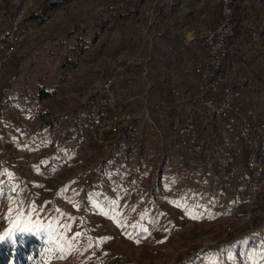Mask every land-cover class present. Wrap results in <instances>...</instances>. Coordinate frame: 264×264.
<instances>
[{
  "label": "rangeland",
  "instance_id": "1",
  "mask_svg": "<svg viewBox=\"0 0 264 264\" xmlns=\"http://www.w3.org/2000/svg\"><path fill=\"white\" fill-rule=\"evenodd\" d=\"M98 1L74 0L66 8H56L39 24L30 21L19 48L12 53L24 58L8 73L3 74L7 63L0 71V117H6L14 106L26 107L31 115L29 123H37V128L45 131L40 126L43 124L40 117L51 111L59 124L45 131L47 138L34 147V163L51 160L53 164L58 161L65 165L62 178L54 180L51 188L44 181L30 193L23 191L24 176L15 174L9 164L4 167L0 176V234L11 230L9 240L14 242L15 238L22 239L23 232L36 233L42 244L33 264H257L264 257V231L233 239L247 225L242 218L228 215L227 195L219 182L184 165L177 154L164 156L153 128L157 125L162 132L169 133L167 127L163 128L167 122L151 116L153 123L143 119L141 112L147 105L150 81L147 61L155 28L162 21L156 7L165 0H148L142 5L139 12L142 20L132 30L131 41L120 50L114 53L107 50L101 59L87 56L86 61L80 60L74 68L58 66L64 52L57 35L60 24L68 13L77 14L80 8ZM210 2L211 9L195 14L182 26L184 37L190 38L193 33L195 37L206 24L216 23L221 0ZM234 16L255 32L246 43L234 29L231 39L236 53L225 63V73L227 65L229 76L255 79V87L263 82L260 93L264 95V80L256 79L258 75L264 76V60L260 55L254 59L251 53L256 50L252 39L256 40V31L261 30L264 14L256 15L249 6L240 13L234 10ZM113 37L119 39L117 30L113 31ZM259 39L264 41L263 37ZM234 61L238 65L233 68ZM93 65L100 71L88 69ZM85 69L88 76L84 79L78 74ZM108 72L111 76H107L113 77L109 94L113 103H118L117 107L112 106L126 112L129 121L122 128L124 133L127 127L135 132L134 145L126 152L114 137L104 143L90 140L85 146L77 142L63 145L59 138L62 129L68 125L72 132L69 139L76 141V130L83 118L95 113L84 101L94 94L96 103ZM195 72L180 73L181 82H185L184 78L188 82L196 79ZM40 87L51 90V94L38 97ZM251 98L258 101L256 109L262 107V97L256 100L253 94ZM137 142H142L141 151ZM156 180L159 195H153L152 191ZM63 181V189H57ZM67 186L76 193L67 192ZM90 187L100 191L101 197L88 195Z\"/></svg>",
  "mask_w": 264,
  "mask_h": 264
},
{
  "label": "built area",
  "instance_id": "2",
  "mask_svg": "<svg viewBox=\"0 0 264 264\" xmlns=\"http://www.w3.org/2000/svg\"><path fill=\"white\" fill-rule=\"evenodd\" d=\"M32 0H20L11 18L4 47L0 52V71L19 48L28 27L20 23L24 12ZM234 0H221L215 24L210 22L200 31L203 58L194 69L196 79L191 92L173 86L170 97L175 108L171 117V128L176 131L181 149L176 153L184 165L194 167L203 177L216 178L227 195V213L234 218H242L247 228L237 233L233 239L262 233L264 231V113L250 106L241 96L236 84L226 81L224 64L235 50L231 36L236 26ZM194 33L184 37L192 41ZM113 77L102 84V92L91 105V113L83 122L76 141L60 132L63 145L76 143L85 146L88 141L104 143L105 131L116 139L125 125L127 114L113 108V99L108 86ZM111 106V111L106 108ZM12 107L6 117H0V176L4 167L9 166L15 174L24 176L23 191L31 192L46 180H58L63 176L65 165L61 162L40 160L34 163L35 146L47 138L45 131L37 128V123H29L31 115L26 107ZM0 107V113H1ZM15 109V111H13ZM143 119L153 123L147 108L142 107ZM197 115L204 118L217 117L224 121L214 138L209 142L200 136ZM124 121L121 125L120 122ZM123 123V122H122ZM153 132L159 147L165 138L160 127ZM134 131L127 127L125 135L134 143ZM230 232L235 233V230ZM228 234H226L227 236ZM230 235V234H229ZM257 264H264V257Z\"/></svg>",
  "mask_w": 264,
  "mask_h": 264
},
{
  "label": "trees",
  "instance_id": "3",
  "mask_svg": "<svg viewBox=\"0 0 264 264\" xmlns=\"http://www.w3.org/2000/svg\"><path fill=\"white\" fill-rule=\"evenodd\" d=\"M19 1L20 0H0V52L4 47L11 18L19 5ZM73 1L74 0H32L27 6L20 23L25 26H29L28 23L30 21L39 24L49 18L56 8H66L70 3H73ZM146 1L148 0H99L98 3H91L84 8H80L77 14L75 12L68 13L64 19V23L60 24L61 27L57 34L60 37L59 43L64 46V52L60 56L58 66L61 68H74L78 65L80 60L83 62L86 61L87 56L92 58V60L98 59L99 57V59H101L103 55L102 53L107 50L112 53L120 50L126 45V42L131 41V38L133 37L132 30H134L137 23L142 20V15L139 14L140 8ZM248 5L254 9L256 15L263 16L264 0H234L233 3L234 10H237L238 13H240L241 10H247L249 7ZM156 8L157 16H160V20L162 21L155 28L154 41L151 42V51L147 61V72L150 81L146 99V108L152 118L165 119V122H167V126L164 125L163 128L167 127L169 133H165V130L163 131L167 141L161 146V148L164 149L163 153L165 156L170 153L176 154L181 149L180 144L177 143L178 139L176 131L171 128L170 123L171 117L175 111L170 97V90L173 86H178L188 93L191 92L195 85V78L190 82L186 81V78H184L183 80L185 82H181L179 74H186L190 71H194L195 66L200 64L203 58V52L201 49L202 43L201 39L198 37L199 32L196 33L194 40L189 43L184 41V34L181 32V28L184 24L189 23L191 19L195 17V14L199 12L203 13L205 11L207 12L212 7L210 0H165ZM217 16L215 17L217 18ZM216 18H214V20ZM240 21V19L239 22L236 20V29H234L239 34L240 39L243 40V42L248 43L249 39L252 37L251 35H253L252 31H255V29L253 30L250 26L243 24ZM172 29L174 30L172 31ZM260 29L261 30L256 31V40L252 39V43L255 44L256 50L251 53L252 57L254 59L256 58V60L259 55L261 59L263 58L264 60V57L261 56V54L264 53V41L262 39L259 41V37L264 38V23L261 25ZM114 30H117L120 34V37L117 40H114L113 37ZM162 41H164V43H162ZM160 42L164 46H162ZM235 53L234 50L225 63L232 59L233 57L231 56ZM23 58V55L13 56L12 54L6 62L7 67L3 70V74L8 73L9 68H16L18 61ZM130 65L131 64L127 63L128 68H130ZM88 69H93V71L96 72L100 71V69L94 65L89 66ZM88 69L79 71L78 76L85 79L88 76L86 74L88 73ZM174 70H179V73L176 72V74ZM165 71H167V73H165ZM120 74L121 73H119V75ZM107 75L111 76L110 72L106 74L104 81L109 77ZM229 75L230 74H228V76ZM195 76L196 75L193 77ZM229 77L230 78H228L227 73H225L226 81L230 84L237 85L240 89L242 98L250 106L256 109V104L258 102H254L251 95L256 94V100H259L262 97V107L257 109L264 113V95L260 93V87L263 83L262 80H264V76L258 75L256 77V79L261 80L262 82L256 87V80L250 77L240 80V82H234V80H232L233 76ZM4 83H6V81ZM252 90L254 91L251 92ZM1 92L2 89L0 88V93ZM51 92V90H46L40 87L38 88L37 96L42 98L50 95ZM248 94H250V97ZM91 95L84 101L86 106L94 103V94L92 95L93 97ZM113 106L117 107L118 103L115 101ZM111 108V106H108L106 112L109 113ZM89 117L90 116L88 115L83 118V121L76 130L78 131L76 132L77 134L81 131L84 120ZM40 118L41 120L43 118V124L40 126H42L46 132L54 129V127H57L59 124L58 120L56 121L55 117L52 116V113L49 110L45 113L43 112ZM196 119L200 124V136L202 139L209 142L214 138L219 128L224 123L222 119L215 116L207 119L201 115H197ZM62 130L66 137L70 138L72 136V132L68 125ZM121 132L122 133L119 134L121 136H118L115 141H117L116 144L120 143L124 146V150L127 152L134 144L129 136L125 135L123 128H121ZM104 136L108 138V141H111V135L109 132L105 131ZM176 143L178 146H176ZM141 144L142 142H137V145H139L140 148L139 151L142 149ZM49 146L53 149L51 141L49 142ZM113 154L115 155V158H120L118 153ZM188 167L195 169L191 166ZM45 182L48 183V188H51L54 185V180H46ZM157 183L158 181L156 180L152 187L153 195H159L156 194L159 191ZM64 185L65 183L63 181V183L57 186V189L61 188L62 190ZM68 187L69 186L66 187L67 192L72 190V193H76L72 187ZM87 194L90 196L94 195L97 198L101 197V192H96L91 187L87 190ZM69 197L72 198L73 195H69ZM22 236V239L19 241L15 238L14 242L9 240L8 242L0 243V264L34 263V259L40 251L42 242L37 234L33 232H23Z\"/></svg>",
  "mask_w": 264,
  "mask_h": 264
},
{
  "label": "snow or ice",
  "instance_id": "4",
  "mask_svg": "<svg viewBox=\"0 0 264 264\" xmlns=\"http://www.w3.org/2000/svg\"><path fill=\"white\" fill-rule=\"evenodd\" d=\"M10 236H11V230L5 231L3 234H0V243L8 242ZM61 258L63 259L65 257H61Z\"/></svg>",
  "mask_w": 264,
  "mask_h": 264
},
{
  "label": "crops",
  "instance_id": "5",
  "mask_svg": "<svg viewBox=\"0 0 264 264\" xmlns=\"http://www.w3.org/2000/svg\"><path fill=\"white\" fill-rule=\"evenodd\" d=\"M254 32H255V31H254ZM254 32H253V33H254ZM201 49H202V48H201ZM200 51H201V50H200ZM234 57H235V56H234ZM234 57H233V58H234ZM234 62H235V63H234V65H233V68H234V66L237 67V65H238V64H237L238 61H234ZM228 70H229V67L227 68L226 73H227V77L230 78V77L228 76V72H229L230 70H229V71H228ZM231 78H232V77H231ZM245 78H248V77H245V76H236L235 78L233 77L232 80H234V82H237V81L240 82V80H243V79H245Z\"/></svg>",
  "mask_w": 264,
  "mask_h": 264
}]
</instances>
